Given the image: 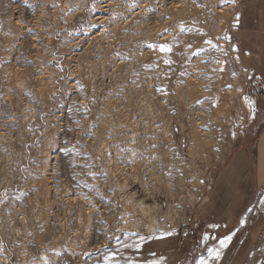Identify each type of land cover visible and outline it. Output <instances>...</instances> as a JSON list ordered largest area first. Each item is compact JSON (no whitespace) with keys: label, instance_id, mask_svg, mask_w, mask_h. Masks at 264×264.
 <instances>
[{"label":"rangeland","instance_id":"374dc122","mask_svg":"<svg viewBox=\"0 0 264 264\" xmlns=\"http://www.w3.org/2000/svg\"><path fill=\"white\" fill-rule=\"evenodd\" d=\"M182 1L166 54L180 0H0V264H229L213 233L234 176L254 182L233 223L264 189V87L243 66L238 0ZM261 215L234 264H264Z\"/></svg>","mask_w":264,"mask_h":264},{"label":"crops","instance_id":"0c3cea01","mask_svg":"<svg viewBox=\"0 0 264 264\" xmlns=\"http://www.w3.org/2000/svg\"><path fill=\"white\" fill-rule=\"evenodd\" d=\"M239 3V12H238V21H239V32H241L242 39L240 43H242L244 49H242V58H243V66L247 71V78L251 80L252 86H261L264 87V0H238ZM241 61V60H240ZM242 64V63H241ZM253 78V79H252ZM256 172H255V183L256 185L264 184V128L259 134L256 141ZM245 156V155H244ZM240 160L238 162L240 164H249V160L247 156L239 157ZM236 184L241 187L240 190L238 187V192L240 198L238 201L231 200L230 202H226L229 208H236V211L231 214H227L226 222L220 225V228L216 227L214 230V236L218 233L219 236L218 242L213 246L212 253L219 252L218 257L221 258V261L228 257L229 264H234L243 259L245 254L247 255L249 252L244 254V249H246L253 245L252 236L253 233H257L259 231L258 225L261 226V206L264 204V189L261 191V195L257 198V206L249 209L245 212L238 223H233L235 217H237L241 212V207H247L249 202L247 200H251L252 191L251 188H243L241 185L245 181V183L251 184L254 182L252 180V176H234ZM223 179V177H222ZM228 180V179H227ZM227 180L223 179L221 182L227 184ZM233 180V179H232ZM229 181V180H228ZM221 183V184H222ZM244 183V184H245ZM226 187L225 184L221 186L219 190H212L210 195L207 198L206 203L208 207V211L211 215L218 218L222 213H224V204L220 203L221 200L224 199L223 189ZM236 188V189H237ZM213 197V199H212ZM215 199V201H214ZM243 201L244 203L241 202ZM238 202V203H237ZM240 202V203H239ZM240 206V207H236ZM247 209V208H246ZM230 237V239H225ZM221 241H225L222 245ZM211 253V254H212ZM244 254V255H243ZM251 255V254H249Z\"/></svg>","mask_w":264,"mask_h":264},{"label":"bare ground","instance_id":"6f19581e","mask_svg":"<svg viewBox=\"0 0 264 264\" xmlns=\"http://www.w3.org/2000/svg\"><path fill=\"white\" fill-rule=\"evenodd\" d=\"M215 1H217V0H215ZM213 2V1H212ZM223 2V1H222ZM182 3H183V1L182 0H180V3L179 4H171V6L174 8V10H175V13L174 14H170V17H169V19H168V21H165L164 23H163V25H161V27H164V32H163V36L159 39V41H160V44H162L163 46L164 45H166L167 47H168V49H170V46H172V45H174V44H172V40L170 39V37H169V34H171V31L173 30V29H180L179 27H176V21H177V19H179V23H181V22H183L184 20L183 19H181V17L180 16H182V14H183V10H182V8H181V6L179 7V5H182ZM217 4H216V7H217V5H218V1L216 2ZM180 8H181V10H180ZM185 10L186 11H188V12H190V10H189V8H187V7H185ZM178 14H180L179 16H178ZM184 15V14H183ZM192 19V18H191ZM176 20V21H175ZM161 23V22H160ZM181 25V24H180ZM160 27V28H161ZM207 33V32H206ZM172 35V34H171ZM175 35V38H174V41H173V43H175L176 42V39L178 38H176V36H177V33L176 34H174ZM180 38V37H179ZM210 38V37H209ZM179 43V42H178ZM177 45V44H176ZM188 46V45H187ZM189 47V46H188ZM170 51H167L166 52V54H168ZM196 65L194 66V70H192L191 72V77L190 78H188L187 79V81H189L190 82V84L192 85V86H195V87H199V83L200 82H202V80H200V79H198L197 78V72L199 71V68H200V66H199V64L196 62L195 63ZM217 68V67H216ZM193 73H195V74H193ZM221 74H222V71H221V67H218L217 68V71L215 72V74H214V78H212V83L213 84H215L216 85V87L217 88H219V86H220V84H221V81H222V76H221ZM217 88H216V94L218 93V91H217ZM201 92H203L202 90H201ZM191 105V104H190ZM205 115V114H204ZM194 116V115H193ZM207 116V115H206ZM196 119V118H195Z\"/></svg>","mask_w":264,"mask_h":264},{"label":"snow or ice","instance_id":"6c2138e0","mask_svg":"<svg viewBox=\"0 0 264 264\" xmlns=\"http://www.w3.org/2000/svg\"><path fill=\"white\" fill-rule=\"evenodd\" d=\"M233 2H234V0H233ZM170 49H168L166 46H161V51H169ZM214 227V226H213ZM225 239H230V237H228V238H225ZM225 243V241H221V244L223 245ZM211 251V250H210ZM214 255H219V252H216V253H214ZM202 264H203V261H202Z\"/></svg>","mask_w":264,"mask_h":264}]
</instances>
